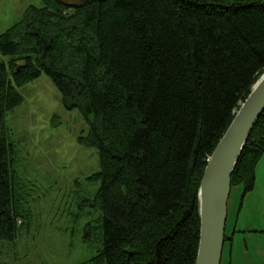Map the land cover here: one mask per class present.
<instances>
[{"label": "trees", "instance_id": "obj_1", "mask_svg": "<svg viewBox=\"0 0 264 264\" xmlns=\"http://www.w3.org/2000/svg\"><path fill=\"white\" fill-rule=\"evenodd\" d=\"M40 1L0 34V242L22 223L7 117L45 75L99 156L82 264H195L202 176L264 73V0ZM263 155L264 112L231 176L242 197Z\"/></svg>", "mask_w": 264, "mask_h": 264}, {"label": "rangeland", "instance_id": "obj_2", "mask_svg": "<svg viewBox=\"0 0 264 264\" xmlns=\"http://www.w3.org/2000/svg\"><path fill=\"white\" fill-rule=\"evenodd\" d=\"M29 6L41 7L42 2L0 0V34ZM8 61L0 54V63ZM20 92L25 100L8 115L7 125L15 149L16 208L22 223L15 241L0 242V264H82L100 246L96 238L91 245L84 240L89 221L101 224V210L90 206L97 185L87 181L99 170L98 151L78 143L88 127L79 112L64 109L47 76ZM242 196V186L232 187L226 225L230 241L225 242L221 264H264V155L254 190Z\"/></svg>", "mask_w": 264, "mask_h": 264}, {"label": "water", "instance_id": "obj_3", "mask_svg": "<svg viewBox=\"0 0 264 264\" xmlns=\"http://www.w3.org/2000/svg\"><path fill=\"white\" fill-rule=\"evenodd\" d=\"M264 112V73L241 103L208 160L199 186L200 238L195 264H221L226 241L231 176Z\"/></svg>", "mask_w": 264, "mask_h": 264}, {"label": "crops", "instance_id": "obj_4", "mask_svg": "<svg viewBox=\"0 0 264 264\" xmlns=\"http://www.w3.org/2000/svg\"><path fill=\"white\" fill-rule=\"evenodd\" d=\"M229 238V240L228 241H230V237H228Z\"/></svg>", "mask_w": 264, "mask_h": 264}, {"label": "flooded vegetation", "instance_id": "obj_5", "mask_svg": "<svg viewBox=\"0 0 264 264\" xmlns=\"http://www.w3.org/2000/svg\"><path fill=\"white\" fill-rule=\"evenodd\" d=\"M225 242H227V241H225Z\"/></svg>", "mask_w": 264, "mask_h": 264}]
</instances>
